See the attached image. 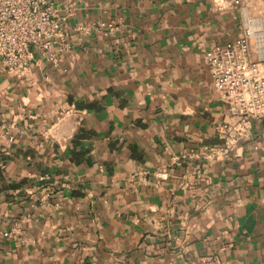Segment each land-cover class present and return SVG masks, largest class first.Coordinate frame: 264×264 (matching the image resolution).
I'll return each instance as SVG.
<instances>
[{"label": "crops", "instance_id": "0c3cea01", "mask_svg": "<svg viewBox=\"0 0 264 264\" xmlns=\"http://www.w3.org/2000/svg\"><path fill=\"white\" fill-rule=\"evenodd\" d=\"M71 1L62 51L0 63V264H264V122L228 159L192 156L233 121L204 53L241 10Z\"/></svg>", "mask_w": 264, "mask_h": 264}, {"label": "built area", "instance_id": "2783aa9c", "mask_svg": "<svg viewBox=\"0 0 264 264\" xmlns=\"http://www.w3.org/2000/svg\"><path fill=\"white\" fill-rule=\"evenodd\" d=\"M212 1L219 8L238 7L244 17L240 38L204 53L219 102L233 121L216 124L220 145H204L192 156L228 159L242 140L251 137L253 122H264V12L250 17L247 9L252 0ZM74 14L71 0H0V63L20 77L31 68L37 53L62 51L66 47L64 24ZM154 176L166 179L167 168Z\"/></svg>", "mask_w": 264, "mask_h": 264}]
</instances>
